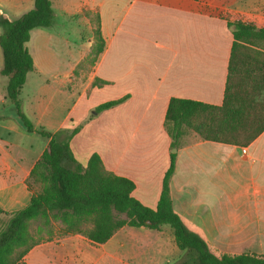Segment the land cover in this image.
<instances>
[{
  "label": "crops",
  "instance_id": "1",
  "mask_svg": "<svg viewBox=\"0 0 264 264\" xmlns=\"http://www.w3.org/2000/svg\"><path fill=\"white\" fill-rule=\"evenodd\" d=\"M50 2L52 25L30 31L27 48L34 69L18 94L34 129L62 132L64 138L77 128L69 140L75 160L84 167L91 154H98L107 171L133 182L132 197L149 208L156 206L175 154L169 194L186 228L216 255H264V131L238 146L204 140L184 128L172 152L163 127L171 98L222 103L233 42L227 22L240 19L264 27V0ZM33 3L0 0V13L15 19ZM94 15L103 39L96 57ZM59 16L74 24L75 48L54 30ZM6 83L0 75V208L12 212L30 200L27 180L48 139L22 126L5 97ZM120 98L121 103L94 114L96 106ZM121 229L125 232L102 244L80 234H54L22 262L176 264L184 256L167 225Z\"/></svg>",
  "mask_w": 264,
  "mask_h": 264
},
{
  "label": "trees",
  "instance_id": "2",
  "mask_svg": "<svg viewBox=\"0 0 264 264\" xmlns=\"http://www.w3.org/2000/svg\"><path fill=\"white\" fill-rule=\"evenodd\" d=\"M54 13L50 0H34L33 7L21 16L10 19L0 13V50L2 65L0 75L6 77L5 97L13 104L16 116L29 132L35 131L48 139L47 147L32 168L27 180L32 191L28 204L16 211L0 208V215L7 217L0 228V264H16L22 260L36 243L28 242L25 231L28 222L49 214H60L66 221V234H80L95 244L105 243L118 229L127 226L157 230L167 225L172 230L175 244L184 252L176 264H264V255L242 253L216 255L209 245L196 233L189 231L179 215L173 210L168 182L174 171L175 154H170L161 191L154 208L144 206L131 193V180L117 176L105 169L98 154L89 156L81 166L69 147L70 138L78 129L66 133H52L42 128L34 129L23 114L18 101L26 75L34 69L27 48L30 31L52 25ZM93 25L96 57L103 48L99 31V18H90ZM233 37L224 87L223 100L218 106L188 99L171 98L168 102L163 127L171 139V147L178 145L184 128L190 129L204 140L246 146L264 131V53H260L263 66L257 73L261 85L249 97L233 91V76L238 72L235 58L243 43L264 42V27L236 19L227 22ZM104 82L96 81L99 86ZM124 98L102 103L94 114L113 107ZM262 106L260 108H257ZM88 218L89 225H86ZM81 227L71 228L72 222Z\"/></svg>",
  "mask_w": 264,
  "mask_h": 264
},
{
  "label": "rangeland",
  "instance_id": "3",
  "mask_svg": "<svg viewBox=\"0 0 264 264\" xmlns=\"http://www.w3.org/2000/svg\"><path fill=\"white\" fill-rule=\"evenodd\" d=\"M122 4L120 8H122ZM108 12V6H105V13ZM54 30H57L59 36L68 37L70 47H76L79 43L77 38L76 28L74 24L62 20L59 16L58 22ZM1 33V28H0ZM238 55L235 58V62L238 65V72L233 76V91L237 92L243 97H249L255 90L259 89L261 85L260 79L258 77L257 70L259 66H263V62L258 56L260 53H264V42L253 41V43H243L242 47L238 50ZM1 55V50H0ZM259 106L257 108H260ZM71 217L65 219V224L63 223V218L60 214H49L46 217H37L31 219L26 227L25 238L28 242H33L39 244L44 242L46 239L52 237V235H66L65 228L66 221H69ZM86 219V225H89L88 218ZM7 217L0 215V228L5 224ZM75 226L81 227V223L76 221L72 222L71 228ZM125 229H118L116 232H125ZM115 232V233H116ZM34 247V246H33ZM144 261L145 258H140ZM153 259L150 257V260ZM139 260V258H138ZM155 260V259H154ZM16 264H24L22 260L18 261ZM135 264V263H134Z\"/></svg>",
  "mask_w": 264,
  "mask_h": 264
},
{
  "label": "water",
  "instance_id": "4",
  "mask_svg": "<svg viewBox=\"0 0 264 264\" xmlns=\"http://www.w3.org/2000/svg\"><path fill=\"white\" fill-rule=\"evenodd\" d=\"M172 152H175V148H172Z\"/></svg>",
  "mask_w": 264,
  "mask_h": 264
},
{
  "label": "built area",
  "instance_id": "5",
  "mask_svg": "<svg viewBox=\"0 0 264 264\" xmlns=\"http://www.w3.org/2000/svg\"><path fill=\"white\" fill-rule=\"evenodd\" d=\"M243 152H244V150H243Z\"/></svg>",
  "mask_w": 264,
  "mask_h": 264
}]
</instances>
